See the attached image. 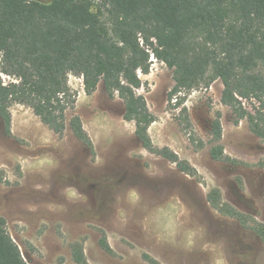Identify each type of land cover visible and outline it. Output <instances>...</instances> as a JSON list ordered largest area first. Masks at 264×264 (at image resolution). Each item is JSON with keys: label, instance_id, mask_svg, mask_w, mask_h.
<instances>
[{"label": "rangeland", "instance_id": "obj_1", "mask_svg": "<svg viewBox=\"0 0 264 264\" xmlns=\"http://www.w3.org/2000/svg\"><path fill=\"white\" fill-rule=\"evenodd\" d=\"M140 78L138 93L155 119L153 144L171 149L195 176L141 146L124 101L103 82L87 95L83 78L70 75L74 112L94 151L70 130L60 138L24 105L11 108V137L0 123V216L26 260L76 264L71 244L78 241L89 264H150L145 255L161 264H264L263 242L208 202L219 189L225 202L264 224V171L253 167L264 158V141L222 103L221 80L171 101L174 71L164 63L151 58ZM218 116L225 154L246 166L211 158ZM103 235L112 253L102 249Z\"/></svg>", "mask_w": 264, "mask_h": 264}, {"label": "trees", "instance_id": "obj_2", "mask_svg": "<svg viewBox=\"0 0 264 264\" xmlns=\"http://www.w3.org/2000/svg\"><path fill=\"white\" fill-rule=\"evenodd\" d=\"M152 56L174 71L171 101L221 80L222 103L264 141V0H0V123L5 135L12 136L11 108L20 104L60 138L70 130L94 151L74 112L69 77L77 75L87 95L103 82L110 96L124 101V118L135 124L144 149L195 176L193 167L171 149L156 147L149 135L155 119L138 91ZM243 101L254 105L247 109ZM222 138L218 116L211 158L246 166L225 154ZM253 167L264 171V158ZM208 202L264 244V224L225 202L219 189L210 191ZM100 245L113 252L105 235ZM71 251L76 264H89L82 243H72ZM0 264H30L1 216Z\"/></svg>", "mask_w": 264, "mask_h": 264}, {"label": "built area", "instance_id": "obj_3", "mask_svg": "<svg viewBox=\"0 0 264 264\" xmlns=\"http://www.w3.org/2000/svg\"><path fill=\"white\" fill-rule=\"evenodd\" d=\"M152 60H154V56H152Z\"/></svg>", "mask_w": 264, "mask_h": 264}]
</instances>
